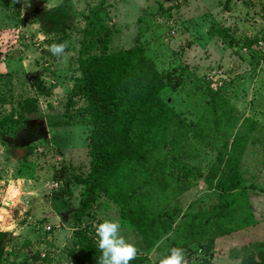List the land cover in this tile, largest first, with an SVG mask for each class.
<instances>
[{
	"label": "rangeland",
	"instance_id": "374dc122",
	"mask_svg": "<svg viewBox=\"0 0 264 264\" xmlns=\"http://www.w3.org/2000/svg\"><path fill=\"white\" fill-rule=\"evenodd\" d=\"M91 38L104 55L141 45L161 74H173L161 97L178 117L155 137L150 169L135 174L142 184L152 171L161 176L145 185L160 210L208 209L222 193L210 178L217 168L248 187L255 224L191 244L190 264H264V0H0V231L10 238L2 264L74 261L91 160L78 59ZM63 42L66 62L47 51ZM210 106L221 110L219 126ZM180 118L201 122L204 138L177 151ZM105 218L121 221L142 264H158L174 236L148 246L100 192L82 219L96 242Z\"/></svg>",
	"mask_w": 264,
	"mask_h": 264
},
{
	"label": "trees",
	"instance_id": "16d2710c",
	"mask_svg": "<svg viewBox=\"0 0 264 264\" xmlns=\"http://www.w3.org/2000/svg\"><path fill=\"white\" fill-rule=\"evenodd\" d=\"M98 12L95 11L97 17ZM96 43L91 38L78 59L83 75L80 93L87 101L85 110L91 118V160L90 171L84 181L85 196L74 213L77 227L74 230L76 249L72 264L98 262L97 242L82 226V219L100 192L117 203L122 218L143 235L148 246L153 247L166 231L173 230L174 236L169 238L165 254L174 246L187 249L193 243L204 241L213 245L220 237L254 225L255 212L248 187L237 183L240 175L235 171L219 173V168L212 170L210 178L218 177L217 185L222 193L208 209H189L181 214L182 210L177 206L163 211L153 203L155 194L147 192L145 185L161 176L152 171L150 175L145 174L142 184L135 174L150 169L148 161L157 144L155 137L164 130L168 120L178 117L161 97V91L167 81L173 79V74H161L141 45L104 55L95 52ZM210 111L217 116L215 123L219 126L221 110L218 106H210ZM12 121L18 120L12 118ZM181 121L172 146L177 151L192 145L194 138L200 142L204 138L201 122L190 124L183 119ZM184 139L186 144H182ZM177 158L174 155V166ZM56 177L65 180L69 186L67 178ZM177 217L181 222H176ZM9 241L8 232L0 231V264L5 256H10L7 252ZM142 263L140 258L130 262Z\"/></svg>",
	"mask_w": 264,
	"mask_h": 264
},
{
	"label": "clouds",
	"instance_id": "9594fccd",
	"mask_svg": "<svg viewBox=\"0 0 264 264\" xmlns=\"http://www.w3.org/2000/svg\"><path fill=\"white\" fill-rule=\"evenodd\" d=\"M16 2L17 0H13V3ZM66 48V42L53 43L47 51L66 62ZM94 228L97 250L100 252L97 264H130L137 259L140 250L123 235V226L119 219L105 218L94 225ZM158 264H190V261L183 247L174 246L159 258Z\"/></svg>",
	"mask_w": 264,
	"mask_h": 264
},
{
	"label": "built area",
	"instance_id": "2783aa9c",
	"mask_svg": "<svg viewBox=\"0 0 264 264\" xmlns=\"http://www.w3.org/2000/svg\"><path fill=\"white\" fill-rule=\"evenodd\" d=\"M55 184H57V186H58V183H55Z\"/></svg>",
	"mask_w": 264,
	"mask_h": 264
}]
</instances>
